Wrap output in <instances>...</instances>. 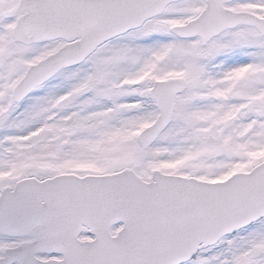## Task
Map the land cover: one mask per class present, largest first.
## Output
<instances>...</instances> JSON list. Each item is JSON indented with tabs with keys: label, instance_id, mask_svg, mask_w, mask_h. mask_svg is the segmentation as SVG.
Wrapping results in <instances>:
<instances>
[{
	"label": "snow or ice",
	"instance_id": "snow-or-ice-1",
	"mask_svg": "<svg viewBox=\"0 0 264 264\" xmlns=\"http://www.w3.org/2000/svg\"><path fill=\"white\" fill-rule=\"evenodd\" d=\"M0 264H264V0H0Z\"/></svg>",
	"mask_w": 264,
	"mask_h": 264
}]
</instances>
